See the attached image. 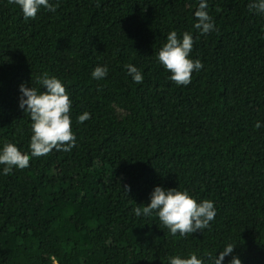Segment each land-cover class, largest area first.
<instances>
[{
    "label": "trees",
    "instance_id": "16d2710c",
    "mask_svg": "<svg viewBox=\"0 0 264 264\" xmlns=\"http://www.w3.org/2000/svg\"><path fill=\"white\" fill-rule=\"evenodd\" d=\"M200 2L49 0L55 12L25 20L0 0V151L11 142L30 154L19 89L46 91L45 72L72 100L76 137L9 175L0 165V264H170L191 253L212 264L229 243L222 264H264V13L206 0L215 30L201 34ZM171 31L192 34L190 58L203 64L187 86L158 60ZM97 66L105 78L92 77ZM156 186L213 201L214 220L173 236L155 211L137 217Z\"/></svg>",
    "mask_w": 264,
    "mask_h": 264
},
{
    "label": "clouds",
    "instance_id": "9594fccd",
    "mask_svg": "<svg viewBox=\"0 0 264 264\" xmlns=\"http://www.w3.org/2000/svg\"><path fill=\"white\" fill-rule=\"evenodd\" d=\"M10 4L20 7L25 20L35 19L41 7L55 12L56 7L49 0H9ZM206 0H201L195 17L198 22L195 28L201 34H208L215 30L212 17L206 11ZM249 11L264 13V0H250ZM194 45L191 33L184 32L182 39L178 38L176 31H171L167 36V42L158 52V60L164 68L171 73L170 79L180 86L191 83L192 74L203 68L199 59L190 58ZM129 75L137 84L143 82V75L134 65H126ZM108 73L106 66H97L91 73L94 79H103ZM37 83L46 88V91H38L36 88L20 85L21 96L19 107L27 112L32 121L30 154L21 152L13 143L7 142L0 151V165H4L3 174L9 175L13 168L25 169L29 167L32 157H42L56 151L69 152L75 147L76 137L72 132V120L70 111L72 100L61 82L55 76H49L47 72L37 78ZM90 119V113L84 112L78 116L80 123ZM261 125L256 123V127ZM126 191L130 189L125 187ZM156 212L159 220L170 233L175 236H186L197 230L201 231L209 227L214 220L217 211L214 202L204 199L197 202L187 190L177 188L165 189L156 186L151 193L150 203L147 206L136 207L134 213L137 217H147ZM234 244H227L219 257H210L212 264H222L225 256L233 253ZM170 264H203V260L197 258L196 253L189 254L188 258L180 256L170 257ZM230 264H242L241 260L233 256Z\"/></svg>",
    "mask_w": 264,
    "mask_h": 264
}]
</instances>
